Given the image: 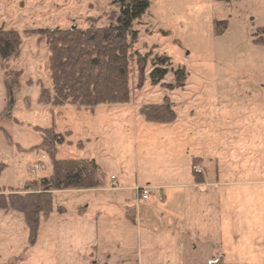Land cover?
Wrapping results in <instances>:
<instances>
[{
	"label": "rangeland",
	"instance_id": "obj_1",
	"mask_svg": "<svg viewBox=\"0 0 264 264\" xmlns=\"http://www.w3.org/2000/svg\"><path fill=\"white\" fill-rule=\"evenodd\" d=\"M115 1L0 0V28L16 31L21 39L19 55L0 62V164L4 165L0 187L21 188L26 181L51 173V162L39 147L43 139L39 131L53 126L59 134L71 133L70 144L57 147V160H95L107 181L110 176L130 179L135 170L140 180L151 175L157 180L167 174L171 160H182L180 146L193 149L194 134L208 142L210 138L216 142L217 136L224 139L225 133L215 132L216 115L228 110L230 99L242 109L245 93L264 81V46L254 43L264 38L256 34L264 28V0H149L145 15L133 23L137 40L129 57L128 104L84 109L40 103V88L50 87L49 54L36 30L108 26ZM137 54L148 60L142 77ZM163 55L172 62L163 84H174L172 70L182 67L187 74L183 89L151 86V63ZM8 73H18L13 92L7 89L12 81ZM166 97L177 116L174 125L145 122L139 109L161 104ZM37 161L42 166L33 176L29 170ZM80 202L74 194L54 198L56 205L66 208ZM5 231L0 224V262L21 244L15 241L19 228L7 235Z\"/></svg>",
	"mask_w": 264,
	"mask_h": 264
},
{
	"label": "crops",
	"instance_id": "obj_2",
	"mask_svg": "<svg viewBox=\"0 0 264 264\" xmlns=\"http://www.w3.org/2000/svg\"><path fill=\"white\" fill-rule=\"evenodd\" d=\"M263 83L245 93L242 109L230 99L228 110L216 115L223 142L194 134L193 149L180 146L184 157L171 160L165 176L140 180L135 170L130 179L110 176L104 188L54 192L55 209L40 222L32 246L22 217L0 211L6 235L19 228L21 243L0 264H264ZM193 161L203 171L200 182ZM146 186L155 193L141 201L136 189ZM67 194L80 204L54 203Z\"/></svg>",
	"mask_w": 264,
	"mask_h": 264
},
{
	"label": "trees",
	"instance_id": "obj_3",
	"mask_svg": "<svg viewBox=\"0 0 264 264\" xmlns=\"http://www.w3.org/2000/svg\"><path fill=\"white\" fill-rule=\"evenodd\" d=\"M116 10L108 26H91L85 30L71 28L40 29L36 34L44 40L48 49V72L50 87L40 88L39 101L51 108L72 106L75 108L94 109L98 106L126 105L131 100L129 85V57L131 45L137 40V31L133 23L140 20L149 8V0H117ZM218 31V22L215 24ZM222 31L217 32V34ZM256 34L264 35V28ZM264 46V38L254 40ZM20 35L16 31L0 28V62H6L19 55ZM147 57L137 54V66L144 73ZM149 74L151 86L167 87L170 90L183 89L187 74L178 67L172 70L174 84L165 85L163 80L172 68L171 59L159 56L152 61ZM12 81L7 85L8 92H13L18 85V73H8ZM144 81L139 82L142 87ZM141 118L151 124L172 125L177 116L168 97L161 104L147 105L139 109ZM4 116V115H3ZM8 116V114H7ZM43 139L39 147L50 160L49 176L26 181L17 189L0 187V211L19 214L28 231V244L34 245L39 224L54 211L53 193L65 190H91L107 186V179L95 160H57L56 149L70 144L67 140L71 133L59 134L55 127L41 129ZM193 161L192 166H195ZM4 165L0 164V172ZM192 173L197 182L202 175ZM63 213L64 209L58 208ZM12 264V263H9ZM208 264H222L213 259Z\"/></svg>",
	"mask_w": 264,
	"mask_h": 264
},
{
	"label": "built area",
	"instance_id": "obj_4",
	"mask_svg": "<svg viewBox=\"0 0 264 264\" xmlns=\"http://www.w3.org/2000/svg\"><path fill=\"white\" fill-rule=\"evenodd\" d=\"M42 163L40 161H37L33 167L29 170L30 174L35 176L37 174V171L41 169ZM192 170L195 172V174L201 175L203 173L202 169L200 166L195 165L192 166ZM111 180H114V178H111ZM136 193L138 196V199L141 201H147L154 193L155 189L152 187L146 186L142 188L136 189Z\"/></svg>",
	"mask_w": 264,
	"mask_h": 264
},
{
	"label": "water",
	"instance_id": "obj_5",
	"mask_svg": "<svg viewBox=\"0 0 264 264\" xmlns=\"http://www.w3.org/2000/svg\"><path fill=\"white\" fill-rule=\"evenodd\" d=\"M10 103H11V106H12V105H13V101H12V99H11V102H10ZM9 113H10V111L8 112V114H9Z\"/></svg>",
	"mask_w": 264,
	"mask_h": 264
}]
</instances>
